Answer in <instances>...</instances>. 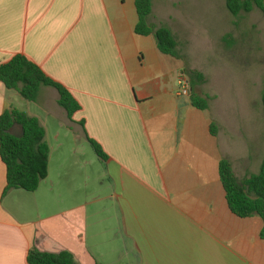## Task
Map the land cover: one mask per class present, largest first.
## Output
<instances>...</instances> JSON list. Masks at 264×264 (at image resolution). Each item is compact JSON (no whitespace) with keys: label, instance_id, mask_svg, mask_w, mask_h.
<instances>
[{"label":"crops","instance_id":"0c3cea01","mask_svg":"<svg viewBox=\"0 0 264 264\" xmlns=\"http://www.w3.org/2000/svg\"><path fill=\"white\" fill-rule=\"evenodd\" d=\"M194 19L182 0H152L148 23L178 44L177 30H192ZM136 23L135 0H0V65L26 57L80 106L69 119L55 88L28 102L0 83V116L36 118L49 147L48 175L31 193L6 189L0 158V264H28L32 248L85 264L103 256L108 231L125 264H264L260 218L232 214L219 177L221 160L238 180L260 168L264 130L253 149L246 130L209 113L202 85L194 92L209 108H194L179 94L184 62L136 35ZM93 210L110 228L93 222Z\"/></svg>","mask_w":264,"mask_h":264},{"label":"trees","instance_id":"16d2710c","mask_svg":"<svg viewBox=\"0 0 264 264\" xmlns=\"http://www.w3.org/2000/svg\"><path fill=\"white\" fill-rule=\"evenodd\" d=\"M226 10L234 17L242 13L249 14L258 9L264 16V0H225ZM137 23L134 32L138 36H151L157 50L162 55L179 58L177 41L170 29L148 23L151 15L152 0H135ZM190 84V103L201 111L209 108L208 96L201 97L194 88L205 84L206 77L199 71L185 69ZM0 83L8 90L16 91L24 100L34 102L41 87H53L59 93L58 105L63 108L69 119L80 110L71 93L61 85L54 83L41 69L26 57L14 56L0 65ZM262 113L264 119V77L262 80ZM23 128L19 139L8 134L13 126ZM211 135L216 136L215 125H211ZM97 156L105 160L107 156L101 148L89 140ZM0 158L6 170V189H20L35 192L41 181L48 175L49 147L45 142V131L39 121L17 109L5 111L0 116ZM219 177L225 192L226 202L232 214L240 219L258 216L262 222L260 239L264 240V157L257 174L238 180L229 161L219 163ZM28 264H77L73 256L66 251L59 253L41 252L32 248L27 257Z\"/></svg>","mask_w":264,"mask_h":264},{"label":"rangeland","instance_id":"374dc122","mask_svg":"<svg viewBox=\"0 0 264 264\" xmlns=\"http://www.w3.org/2000/svg\"><path fill=\"white\" fill-rule=\"evenodd\" d=\"M182 7L184 12L194 16L196 26H192V30H177L181 32L176 37L179 59L186 69L205 75L206 83L199 92L209 95L215 104L209 113H219L225 124L230 122L232 129H243L244 133L246 130L243 140L245 138L249 144L252 141L253 149L257 148L255 140L264 130L261 119L264 16L256 11L234 17L219 2L210 0H182ZM216 22L218 29L212 30ZM262 139L264 143V134L259 140ZM259 169H255L254 174ZM81 175L77 174L78 184L81 183ZM90 184L94 186L93 181ZM91 214L94 223L110 228L106 214L96 210ZM101 236L103 239L100 238L98 247L103 256L98 255L97 259L85 264H125L126 260L120 259L116 247L113 248L116 236L109 231Z\"/></svg>","mask_w":264,"mask_h":264},{"label":"built area","instance_id":"2783aa9c","mask_svg":"<svg viewBox=\"0 0 264 264\" xmlns=\"http://www.w3.org/2000/svg\"><path fill=\"white\" fill-rule=\"evenodd\" d=\"M178 84L180 87L179 94L181 96H189L190 95V89H189L188 82H187L186 78L181 76L179 78Z\"/></svg>","mask_w":264,"mask_h":264},{"label":"water","instance_id":"95a60500","mask_svg":"<svg viewBox=\"0 0 264 264\" xmlns=\"http://www.w3.org/2000/svg\"><path fill=\"white\" fill-rule=\"evenodd\" d=\"M8 134L19 139L23 136L24 132H23V128L22 126L18 125V124H13V126L10 128V130L8 131Z\"/></svg>","mask_w":264,"mask_h":264}]
</instances>
